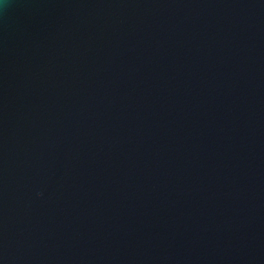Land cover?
Wrapping results in <instances>:
<instances>
[{
	"label": "water",
	"instance_id": "1",
	"mask_svg": "<svg viewBox=\"0 0 264 264\" xmlns=\"http://www.w3.org/2000/svg\"><path fill=\"white\" fill-rule=\"evenodd\" d=\"M0 264H264V0H0Z\"/></svg>",
	"mask_w": 264,
	"mask_h": 264
}]
</instances>
